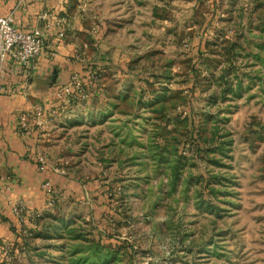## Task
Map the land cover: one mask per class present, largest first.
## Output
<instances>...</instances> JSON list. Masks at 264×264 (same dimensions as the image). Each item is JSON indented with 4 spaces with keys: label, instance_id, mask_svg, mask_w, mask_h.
<instances>
[{
    "label": "rangeland",
    "instance_id": "rangeland-1",
    "mask_svg": "<svg viewBox=\"0 0 264 264\" xmlns=\"http://www.w3.org/2000/svg\"><path fill=\"white\" fill-rule=\"evenodd\" d=\"M65 1L101 75L56 111L67 189L0 264H264V0Z\"/></svg>",
    "mask_w": 264,
    "mask_h": 264
},
{
    "label": "crops",
    "instance_id": "crops-1",
    "mask_svg": "<svg viewBox=\"0 0 264 264\" xmlns=\"http://www.w3.org/2000/svg\"><path fill=\"white\" fill-rule=\"evenodd\" d=\"M80 10L69 9L65 0H0V14L12 11L19 27H38L45 39L33 67L8 56L0 60L1 263L9 257L10 243L19 240L27 226H38L37 216L50 209L48 200L55 190L67 189L65 165L56 161L66 158L62 127L67 126L49 111L61 102L56 90L70 82L74 72L84 82L101 75L85 70L78 57L85 34ZM19 201L25 207L23 221L12 209Z\"/></svg>",
    "mask_w": 264,
    "mask_h": 264
},
{
    "label": "built area",
    "instance_id": "built-area-1",
    "mask_svg": "<svg viewBox=\"0 0 264 264\" xmlns=\"http://www.w3.org/2000/svg\"><path fill=\"white\" fill-rule=\"evenodd\" d=\"M44 43L45 39L38 27L22 29L16 24L12 11L0 14V60L8 56L25 66L33 67ZM56 95L61 102L52 107L49 111L51 115H56L57 110L65 109L64 104L86 95L77 72L72 74L70 82L62 84L56 90ZM22 123L25 124L23 121ZM40 161L45 162V157L40 156ZM42 166H44L43 163H41ZM44 184L48 185L49 180H45ZM51 203L52 199L50 198L48 204ZM24 208L20 201L12 205V209L20 221H23L25 217Z\"/></svg>",
    "mask_w": 264,
    "mask_h": 264
},
{
    "label": "trees",
    "instance_id": "trees-1",
    "mask_svg": "<svg viewBox=\"0 0 264 264\" xmlns=\"http://www.w3.org/2000/svg\"><path fill=\"white\" fill-rule=\"evenodd\" d=\"M25 226H26V224H25ZM36 226H27V230H29L30 232H33V229L35 228Z\"/></svg>",
    "mask_w": 264,
    "mask_h": 264
}]
</instances>
